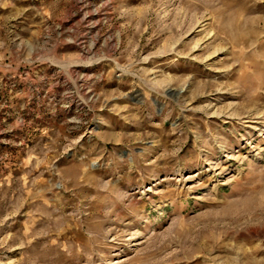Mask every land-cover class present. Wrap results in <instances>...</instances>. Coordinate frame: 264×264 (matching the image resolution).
Segmentation results:
<instances>
[{
    "label": "rangeland",
    "instance_id": "obj_1",
    "mask_svg": "<svg viewBox=\"0 0 264 264\" xmlns=\"http://www.w3.org/2000/svg\"><path fill=\"white\" fill-rule=\"evenodd\" d=\"M0 264H264V0H0Z\"/></svg>",
    "mask_w": 264,
    "mask_h": 264
}]
</instances>
